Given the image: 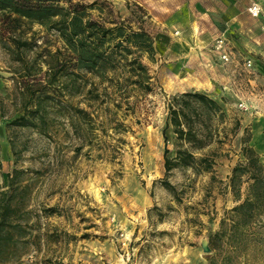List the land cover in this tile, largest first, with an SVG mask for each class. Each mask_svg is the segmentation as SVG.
<instances>
[{"label":"rangeland","instance_id":"obj_1","mask_svg":"<svg viewBox=\"0 0 264 264\" xmlns=\"http://www.w3.org/2000/svg\"><path fill=\"white\" fill-rule=\"evenodd\" d=\"M109 1L123 17L143 8L154 38V61L143 58L153 91L132 94L133 108L90 100L86 90L96 79L87 72L72 89L71 77L61 73L66 56L55 33L28 23L0 29V190L6 192L0 204L9 202L10 221L18 226L14 242L0 240V264H208V233L236 204L227 183L244 160V128L264 165V20L249 15L250 0ZM220 36L232 52L228 62L213 47ZM15 40L34 46L17 47ZM33 90L49 96L44 120L37 127H7L34 107ZM186 91L206 94L225 116L204 131L209 171L166 172L165 155L173 158L178 149L167 100ZM64 106L93 119L74 117L75 130ZM113 112L118 129L109 125ZM237 121L235 134L223 130ZM247 254L248 264H264V245Z\"/></svg>","mask_w":264,"mask_h":264},{"label":"trees","instance_id":"obj_2","mask_svg":"<svg viewBox=\"0 0 264 264\" xmlns=\"http://www.w3.org/2000/svg\"><path fill=\"white\" fill-rule=\"evenodd\" d=\"M148 17L139 6L130 9L129 17H123L113 9L109 0H0V29L11 31L28 23L55 33L63 48L59 52L66 56L61 73L71 77L72 89H79L76 80L83 78L82 72L90 73L96 82H91L92 87L86 90L89 99L98 105L111 103L117 108L123 102L133 108L135 100L130 102L132 94L144 95L153 91L152 76L143 62V58L154 61L156 53L153 35L147 26ZM15 41L17 47L30 50L34 46L27 41ZM35 94L33 90L29 98V103L36 99L34 107L28 106V110L11 120L7 127H37L36 122L44 120L43 102L49 96L42 98ZM167 110L168 124L175 134L178 149L173 158L165 155V171L176 167H197L209 171L212 160L206 152L203 153L204 131L208 126H217L220 118H224L223 108L204 93L186 91L170 96ZM63 111L72 126L74 117L84 121L93 119L81 108L65 107ZM115 115V112L110 113L108 121L110 127L118 129L122 124ZM239 126L237 121L231 128H222L235 134ZM73 127L76 130V126ZM39 132L44 133L41 129ZM250 139L251 133L246 127L241 137L244 160L231 169L227 183L236 204L223 211L217 229L208 233V264H248L245 258L247 251L253 247L260 250L264 245V165L249 145ZM194 150L202 154L196 156ZM166 153L167 150L164 151ZM13 183L11 176L8 187ZM162 185L175 193L168 181H162ZM5 193L0 190V195ZM8 204H0V240L11 244L14 242L13 231L18 226L10 221L12 210ZM30 229L33 226L28 224V237L32 233ZM40 234L38 230L36 237ZM239 253L244 254L243 259H238ZM12 255L10 250H6L7 258Z\"/></svg>","mask_w":264,"mask_h":264},{"label":"built area","instance_id":"obj_3","mask_svg":"<svg viewBox=\"0 0 264 264\" xmlns=\"http://www.w3.org/2000/svg\"><path fill=\"white\" fill-rule=\"evenodd\" d=\"M246 10L250 16L254 18H261L262 20H264V0L262 1L251 0ZM213 47L218 53L217 57L219 58V60H221L222 62H228L231 59L232 52L230 48L227 46L226 41L224 38H222V36H220L215 40ZM251 64H252L251 61L247 62V65L249 67L251 66Z\"/></svg>","mask_w":264,"mask_h":264},{"label":"water","instance_id":"obj_4","mask_svg":"<svg viewBox=\"0 0 264 264\" xmlns=\"http://www.w3.org/2000/svg\"><path fill=\"white\" fill-rule=\"evenodd\" d=\"M206 250L209 252V247H208V244H207Z\"/></svg>","mask_w":264,"mask_h":264},{"label":"crops","instance_id":"obj_5","mask_svg":"<svg viewBox=\"0 0 264 264\" xmlns=\"http://www.w3.org/2000/svg\"><path fill=\"white\" fill-rule=\"evenodd\" d=\"M250 2H251V0H250ZM250 2H249V3H250Z\"/></svg>","mask_w":264,"mask_h":264}]
</instances>
